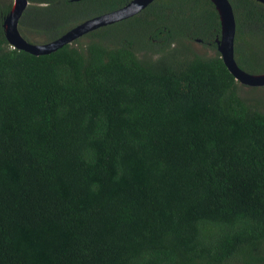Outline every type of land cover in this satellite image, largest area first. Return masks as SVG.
I'll return each mask as SVG.
<instances>
[{"label":"trees","instance_id":"16d2710c","mask_svg":"<svg viewBox=\"0 0 264 264\" xmlns=\"http://www.w3.org/2000/svg\"><path fill=\"white\" fill-rule=\"evenodd\" d=\"M27 1L36 43L128 0ZM10 2L0 264H264V85L223 64L210 0H151L41 54L7 43ZM229 2L237 65L264 71V4Z\"/></svg>","mask_w":264,"mask_h":264},{"label":"water","instance_id":"95a60500","mask_svg":"<svg viewBox=\"0 0 264 264\" xmlns=\"http://www.w3.org/2000/svg\"><path fill=\"white\" fill-rule=\"evenodd\" d=\"M151 0H128L122 6L87 17L67 28L53 39L45 42H29L19 32L17 24L23 9L28 4L27 0H11L7 12L4 14L1 27L7 43L33 54L47 53L62 44L71 41L77 36L96 28L100 25L125 18L141 8ZM264 4V0H257ZM213 4L219 21V36L216 38V50L223 64L234 79L248 86L264 85V71L248 72L239 67L233 54L234 15L229 0H210Z\"/></svg>","mask_w":264,"mask_h":264},{"label":"rangeland","instance_id":"374dc122","mask_svg":"<svg viewBox=\"0 0 264 264\" xmlns=\"http://www.w3.org/2000/svg\"><path fill=\"white\" fill-rule=\"evenodd\" d=\"M83 39L84 38H82V40ZM34 40H36V39H34ZM192 45L195 48V50H197V51L205 52V53L211 52V49L209 47L203 46L199 41H193L192 42ZM243 86H244V88H246V87H253V86H248V85H243ZM257 87H261V86H257Z\"/></svg>","mask_w":264,"mask_h":264}]
</instances>
